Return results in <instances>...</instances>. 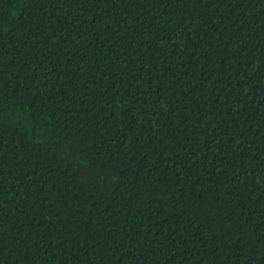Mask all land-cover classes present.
Masks as SVG:
<instances>
[{
  "label": "trees",
  "instance_id": "16d2710c",
  "mask_svg": "<svg viewBox=\"0 0 264 264\" xmlns=\"http://www.w3.org/2000/svg\"><path fill=\"white\" fill-rule=\"evenodd\" d=\"M0 264H264V0H0Z\"/></svg>",
  "mask_w": 264,
  "mask_h": 264
}]
</instances>
